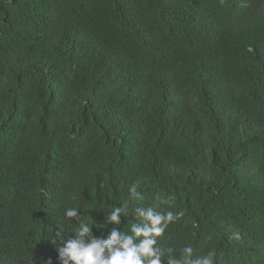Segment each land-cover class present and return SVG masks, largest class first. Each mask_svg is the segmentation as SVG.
Segmentation results:
<instances>
[{
	"label": "trees",
	"instance_id": "1",
	"mask_svg": "<svg viewBox=\"0 0 264 264\" xmlns=\"http://www.w3.org/2000/svg\"><path fill=\"white\" fill-rule=\"evenodd\" d=\"M157 195L160 247L264 264V0H0V264Z\"/></svg>",
	"mask_w": 264,
	"mask_h": 264
},
{
	"label": "clouds",
	"instance_id": "2",
	"mask_svg": "<svg viewBox=\"0 0 264 264\" xmlns=\"http://www.w3.org/2000/svg\"><path fill=\"white\" fill-rule=\"evenodd\" d=\"M137 184L129 188L130 195L120 207H113L109 213V221L114 225L120 224V216L126 214L129 202L142 199V192ZM161 197L157 195L154 202L148 207L135 208V220L129 232H123L113 227L106 239L93 235L89 223L82 220L74 229L75 238H65L63 229L56 232L55 237H50V242L56 244L59 264H215V251H209L206 255L195 256L192 245H184L176 250L168 247L162 248L158 244L170 223L180 219L179 213L161 211ZM64 216L72 221L78 216L77 207L65 209ZM88 236L85 242L84 237ZM51 264V261H48Z\"/></svg>",
	"mask_w": 264,
	"mask_h": 264
}]
</instances>
